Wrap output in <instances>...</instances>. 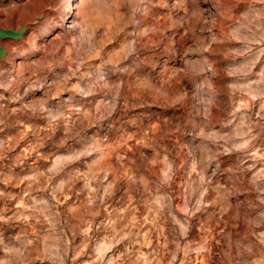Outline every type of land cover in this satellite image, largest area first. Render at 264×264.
Returning a JSON list of instances; mask_svg holds the SVG:
<instances>
[{
  "label": "rangeland",
  "instance_id": "1",
  "mask_svg": "<svg viewBox=\"0 0 264 264\" xmlns=\"http://www.w3.org/2000/svg\"><path fill=\"white\" fill-rule=\"evenodd\" d=\"M0 264H264V0H2Z\"/></svg>",
  "mask_w": 264,
  "mask_h": 264
},
{
  "label": "water",
  "instance_id": "2",
  "mask_svg": "<svg viewBox=\"0 0 264 264\" xmlns=\"http://www.w3.org/2000/svg\"><path fill=\"white\" fill-rule=\"evenodd\" d=\"M0 1H2V0H0ZM14 36H15V34L12 31L0 29V41L2 39L14 37Z\"/></svg>",
  "mask_w": 264,
  "mask_h": 264
}]
</instances>
